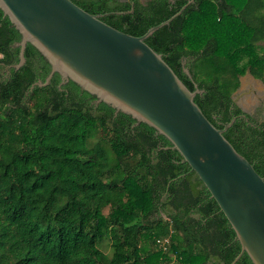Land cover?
Here are the masks:
<instances>
[{
    "label": "trees",
    "instance_id": "obj_1",
    "mask_svg": "<svg viewBox=\"0 0 264 264\" xmlns=\"http://www.w3.org/2000/svg\"><path fill=\"white\" fill-rule=\"evenodd\" d=\"M72 1L142 35L188 0ZM19 40L0 9V63L18 61ZM145 41L190 90L197 85L194 101L216 127L234 117L223 135L264 177V121L245 114L249 123L232 102L246 73L264 82V0H194ZM24 56L0 79V264H230L235 233L171 143L91 104L95 96L71 80L58 90V73L28 90L33 62L41 82L50 65L30 43ZM164 236L165 252L155 243ZM234 264L252 262L243 253Z\"/></svg>",
    "mask_w": 264,
    "mask_h": 264
},
{
    "label": "water",
    "instance_id": "obj_2",
    "mask_svg": "<svg viewBox=\"0 0 264 264\" xmlns=\"http://www.w3.org/2000/svg\"><path fill=\"white\" fill-rule=\"evenodd\" d=\"M174 14L132 35L105 23L107 13H90L72 0H0L3 16L19 31L18 69L27 43L54 73L71 80L104 102L146 123L163 135L203 182L228 220L240 244L230 264L246 253L252 264H264V177L224 137L234 117L216 127L194 101L201 90H190L146 39L180 15ZM185 73L191 77L189 70Z\"/></svg>",
    "mask_w": 264,
    "mask_h": 264
},
{
    "label": "rangeland",
    "instance_id": "obj_3",
    "mask_svg": "<svg viewBox=\"0 0 264 264\" xmlns=\"http://www.w3.org/2000/svg\"><path fill=\"white\" fill-rule=\"evenodd\" d=\"M241 84L238 89L233 93V97L236 98L245 110L250 113H256L258 118L264 117V82L255 79L249 73H246L241 78ZM96 139H91L89 144H92ZM107 212V208L104 209V213ZM99 247L104 252H109V242L106 238L99 242ZM172 264V263H171Z\"/></svg>",
    "mask_w": 264,
    "mask_h": 264
},
{
    "label": "flooded vegetation",
    "instance_id": "obj_4",
    "mask_svg": "<svg viewBox=\"0 0 264 264\" xmlns=\"http://www.w3.org/2000/svg\"><path fill=\"white\" fill-rule=\"evenodd\" d=\"M17 45H16V42H14L12 45H11V47H13V48H15ZM18 62V61H17ZM17 62H11V63H7V64H4V63H0L1 65H2V69H1V72H0V79H7V78H9L10 77V75H11V69L13 68V64H15V63H17ZM24 63H25V61H24ZM23 63V64H24ZM184 63H185V60L184 59H182V64L184 65ZM40 64L38 63L37 64V62L36 61H34L33 62V71H34V73H36V75H35V81L32 83V84H34V83H36L37 81H39V80H41V78H42V76H41V72H42V69L40 68V66H39ZM186 67H184L183 69H185ZM39 73V74H38ZM49 73H50V70L47 72V74L44 76V81L46 80V77L49 75ZM53 75L54 74H52V76L50 77V79H49V81L47 82V84L48 83H50V80H51V78L53 77ZM68 82V80H61V78H59V81L57 82V84H56V86H57V88H58V90H60V91H67L65 88H63L62 86L63 85H65L66 83ZM31 84V85H32ZM240 84H241V79H240ZM30 85V86H31ZM30 86L28 87V90H30ZM27 92L28 91H25V95L27 94ZM66 94V93H65ZM64 94V95H65ZM232 102L234 103V104H236L237 106H239L240 107V109H241V111L243 112V114H242V116H245V114H249L251 117H252V119L253 120H255L257 123H262L263 121H264V117L263 118H258L257 116H256V113H250V112H248L247 110H245L239 103H237V101H236V98L235 97H233L232 96ZM90 103L91 104H94V105H96L98 102H96V98H93L92 100H90ZM245 120L246 121H248L249 123H250V121L248 120V118L245 116Z\"/></svg>",
    "mask_w": 264,
    "mask_h": 264
},
{
    "label": "built area",
    "instance_id": "obj_5",
    "mask_svg": "<svg viewBox=\"0 0 264 264\" xmlns=\"http://www.w3.org/2000/svg\"><path fill=\"white\" fill-rule=\"evenodd\" d=\"M155 243L157 244L158 247L162 249V251H167L169 245H170V237L169 236H164V237H157L155 240ZM159 264H166L164 262H160ZM171 264V263H168Z\"/></svg>",
    "mask_w": 264,
    "mask_h": 264
}]
</instances>
